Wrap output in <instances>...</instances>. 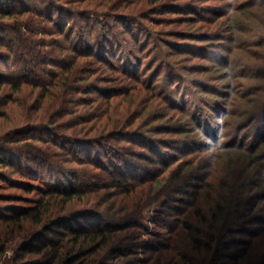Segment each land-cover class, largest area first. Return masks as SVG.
Wrapping results in <instances>:
<instances>
[{
	"label": "rangeland",
	"instance_id": "obj_1",
	"mask_svg": "<svg viewBox=\"0 0 264 264\" xmlns=\"http://www.w3.org/2000/svg\"><path fill=\"white\" fill-rule=\"evenodd\" d=\"M0 1L1 3H7L11 0ZM50 1L29 0L28 3L31 4L29 12L23 14L15 12L13 17L0 18L2 28H6L3 23L7 27L19 26V29H17L22 37L15 48V51L21 55L20 60L18 62H0V70L3 73L14 74L16 77L20 76L26 66H24V62L28 60L27 63H30V68L35 69L36 77H42L48 73V67L46 68L40 62L43 59L42 56L49 55L56 62L60 59V56L64 55L58 44L54 45L52 41L55 39V42L58 43L60 42L58 39L62 37L57 33L54 35L49 34L56 29L53 24H49L48 19L49 14H51L52 17L59 20L62 16L59 9L66 7L64 6L66 4L70 6V2L54 0L56 6L51 12V10L44 8ZM181 1H186L185 7L195 4L200 12L193 14L189 12L190 10L188 11V8L180 14L171 11L168 14L154 16L157 19L161 17L166 19L163 23L155 24V29L161 30V32L166 31L163 38L165 41L171 39L193 47L191 53L171 50L173 51L171 61L176 63L178 67L176 72L182 74L188 80L184 85L183 82H179L178 85L174 84L179 93L176 96L177 109L170 110L160 96L157 94L155 96L149 89L142 88L141 93H137V97L146 108L144 114L136 120L134 126L119 128L130 133L135 131V134L139 132L136 128L137 125L142 123L144 119L149 123V126L143 130L142 135L157 141L160 140L159 142L169 146V148L158 146L160 152L162 151L160 157L150 150L153 147L152 144L148 148L143 147L144 144L135 145L132 138L118 137L113 139L105 137V147L102 149L95 143H91L93 145L90 146L79 145V149L84 147L85 154H82V152L74 153L73 149L77 146L63 141L60 138L62 134L55 136L50 132H45L43 128L25 134L28 132L27 125L40 116V113H35L33 109L38 95V91L33 90L34 75L31 72L28 77L22 78L24 79V86L21 91L12 92L10 87L5 88L3 92L4 94H10L11 100H8L7 105L1 110L4 112V116L0 118V137L8 133L7 138L10 139L12 135H17L13 134L12 130L14 128L22 130L20 136L22 142L19 147L21 146L22 151H24V156H20L17 152L16 166L13 168L0 166V173H4L7 179L2 181V178H0V232L2 243L5 244V250L0 252V264H15L14 261L20 249L19 247L31 241L29 239L31 234L38 233L43 229L41 225L34 224L30 219L23 220V229H18L11 221L16 213L9 216V212H7L9 208H23V206L29 205L41 197L48 199L50 195H53L52 189L58 185L67 188L82 186V183L81 185L80 183L76 184L75 180L61 176L58 169L61 166L64 171L68 172L69 170L81 168L78 161L77 163L71 161L75 156L79 158L80 155L84 157L91 154L93 161L99 156L104 162L113 157L112 153L120 154L121 150L132 153L135 151L143 157L142 160L139 158L132 162L133 169H130V172L137 175L134 180H131V176L128 174L129 180L126 183H121L122 186L110 185L109 188L98 189L97 186L108 185L107 183L110 182L111 177L103 170H87L86 177H80L89 182L88 189H84L88 193L83 200L74 201L63 207L62 204H58V202H54L55 199H52L49 207L52 217H64L71 211H82V217L73 218L75 220L68 222V225H73L77 229H93L97 225L106 226L109 224V220L105 221V217L108 219L113 218L112 220L115 222L114 216L126 217L139 212L134 219L137 218V222L141 227L134 226L122 233V236L131 237L129 249L132 250H128V253L123 256H116L114 249L118 238L112 239L111 242L109 241L107 245L100 247L98 250L95 249L98 239L80 237L75 248L74 242L69 239L70 236H67L65 244L61 248V253L57 258H54L55 262L53 264H62V260L73 254L74 249L83 253L84 256H82L86 262L91 259V261L96 260V262L107 264H198L204 251H197L198 249L193 243L189 248H184L186 245L181 243L183 238L178 237L177 234L176 239L172 241L174 232H172L171 226L176 224L175 221L179 217L176 213L181 215V220L190 221L180 212L186 210V213H188L194 209L196 210L198 205L203 208L209 207L208 205L220 193L221 183L229 181L234 185L237 184L236 174L243 168L245 172H242L238 185L242 184L243 190L246 191L243 202L248 205L246 206L247 209L249 207L252 209L254 207V209L249 214V218L246 220L247 223H242L239 228L237 226L240 222L237 225L236 222L234 223V226L238 228V232L226 238L232 245L228 252L240 254L241 251L246 249V244L253 238L256 243L249 251L253 254L257 264L262 261L264 258V177L256 176L258 168L253 162L256 159V153L253 155L248 151L258 148V155L262 158V166L264 167V116H260L257 121L245 128H240L237 123L234 125L233 122L240 120L238 123L242 124L247 120V117L241 116V113H243V109L241 110L242 99L238 96V90L249 91L250 87H253V83L259 82L255 77L258 75V69L264 66V0ZM98 2L100 0H79L73 2V4L78 5L80 8L93 9L97 8ZM19 7V4L15 5V11ZM186 17H191L197 22H182L174 19H187ZM74 19L79 24H84L86 21L77 17ZM145 23L147 25L152 24L149 20H145ZM119 28L121 29V26ZM13 31L9 34L15 38L18 32L15 29ZM172 33H175L176 36ZM183 36H187L188 39L182 38ZM76 40V38L72 39V41ZM43 42H46L47 46L43 45ZM4 49L5 47H0V51L4 52ZM152 50L151 45L147 46L143 52V57L145 56L148 60H151L152 54L156 55L158 52L159 63L168 64L169 59L166 50L162 52L160 50L154 51L151 54ZM37 54L39 55L37 56ZM51 54L53 56H50ZM183 67L187 69L183 70ZM56 69L59 70L58 67ZM151 72L153 73V71ZM108 75L118 77L116 73L111 71L101 74L104 77L103 79ZM249 76L252 77L249 78ZM100 79L101 77L98 80ZM191 82L196 83V86ZM97 83V79L93 78L85 89L93 88ZM101 85H110L113 89H119L127 87L129 83L116 79L112 82H102ZM96 87V89H100L99 86ZM90 91L88 93L80 92L75 96L83 98L91 95L95 98L92 111L101 117V120L94 119L89 124L103 126L107 122V117L104 116L103 111L108 110L107 98L103 96L105 93L92 89ZM135 92L138 91H133V93ZM229 94H232V98H229ZM185 96L186 102H182L181 98ZM256 96L257 94L254 95L255 98ZM131 103L132 98L130 96L124 99L123 96H117L111 100V106L116 110L126 108ZM73 105L71 107H75ZM183 107L188 112H182ZM82 109L87 110L89 106H82ZM254 109L258 110L259 108ZM221 114L225 117L224 135L226 139L223 148L226 146L225 148L230 150H223L217 155L214 163H210L205 157L207 144H212L210 137L216 135L214 121ZM160 115L165 116L159 118ZM127 119L126 123H129L130 120L134 121V114L131 112ZM179 125L183 126L185 132H176ZM109 127L106 133H108ZM234 127H239V134L236 133ZM167 129L171 131L166 132ZM202 132L209 137L206 141L207 144L204 143L205 137L201 135ZM91 135L93 134L88 133L83 135L85 137L80 135L79 137L95 140L94 136ZM34 137L44 139V141H34L33 145H36L40 156L48 160L51 159L50 164L43 165L26 156L28 155L27 149H30L33 153L36 152L33 146L30 148L24 143L26 140L31 141V138L34 140ZM91 147L94 149L92 150ZM154 157H156L158 163L155 160L152 161ZM67 159L70 161L67 162ZM170 162L171 164H169ZM156 168L160 173L157 177H153L150 175L149 169ZM258 170L260 171V169ZM98 175L102 176L101 180L98 179ZM142 178L145 182L140 184ZM20 180L23 181L21 184L18 183ZM96 181H98V184L95 183ZM256 195L263 197L259 198ZM243 209L248 211L245 207ZM169 214L171 216H168ZM191 217L192 221L193 215ZM94 221H98V223L95 224ZM253 232L255 233L254 236H252ZM183 233L185 236L186 231H183ZM192 237L196 238V235ZM171 245L180 250L183 248L184 251L180 253L179 249L170 248ZM185 255L189 258H183ZM210 255L213 258V253ZM211 258L209 261H211ZM30 259L46 263L50 261L47 256L43 257L37 254L30 256ZM213 262L234 264L233 261L228 263L227 259L222 261L218 258ZM246 262L247 260L242 258L241 264H246Z\"/></svg>",
	"mask_w": 264,
	"mask_h": 264
},
{
	"label": "trees",
	"instance_id": "obj_2",
	"mask_svg": "<svg viewBox=\"0 0 264 264\" xmlns=\"http://www.w3.org/2000/svg\"><path fill=\"white\" fill-rule=\"evenodd\" d=\"M28 1L29 0H11L7 3H1L0 1V18L13 17L15 12L18 14L29 12L31 4H29ZM66 1L67 3L70 2V6H67L66 4L64 5L66 7H61L59 9L62 13L59 20L52 17L53 15L51 14H49L50 16L48 19L49 24H53V27L56 29L49 34L54 35L57 33V35L62 37L61 39H58L60 41H57L58 43L55 42V39L52 41L54 45L58 44L64 55L62 54L63 56H60V59L56 62L53 61L54 59L50 58L49 55H43V59L40 62L45 65L46 68L48 67V73L42 77H36L37 74L35 73V69L32 67V69L30 68V63H27L28 60L25 61L26 63L24 62V66H26L20 76L16 77L14 74L3 73L0 70V94L2 95H0V118L4 116V112L1 110L7 105V102H9L8 100H11L10 94H4L3 91H5V88L10 87L12 92L21 91L24 86V79L22 78L28 77L32 72L34 75V80L32 81L33 90L38 91L33 109L35 113H40V116L37 119L38 121L34 120L27 125L26 129L28 132L25 134H29L30 132H33V130H40V128H43L45 132H50L55 136H60V134H62L60 138H62L63 141L73 143L77 146L73 149L74 153L82 152V154H85L84 147L79 149V145L90 146L95 143L100 149H102L105 147V137L113 139L118 137L132 138L135 145L144 144L143 147L148 148L149 145L152 144L151 146L153 147H151L150 150L154 151V153L160 157L162 151L160 152L158 146H166L167 148H169V146L159 142L160 140L157 141L142 135V132H144L143 130L149 126V123L144 121V119L142 120V123L137 125L136 128L139 132L135 134V131L130 133L129 131H122L119 128H123L124 126L129 128L130 126H134L136 120L144 114L146 108L137 97V93L140 94L142 88L149 89L155 96L156 94L160 96L170 110L174 111L177 109L176 96L178 92L176 90V85H178L179 82H183L184 85L188 80L185 79L182 74L176 72L178 67L176 63L171 61L173 55L172 52L178 51L191 53L193 47L185 43L172 41L171 39H166L165 41L163 38L166 31L161 32V30L155 29V24L163 23L166 19L165 17H159L160 19H157L154 16L158 14V16L168 14L171 11L180 14L188 8V11L190 10L189 12L197 14L200 12V9H198L195 4L185 7L186 1L182 2L181 0H100L97 8L95 7L93 9H89L88 7L80 8L78 5L73 4V2L79 0ZM55 3L54 0H51L48 5L44 6V8L51 10L52 12L55 9ZM17 4H19L20 7L15 11L14 7ZM76 17L86 20L85 23L79 24V22L74 19ZM186 18L187 19H174L175 21L182 22H197V20L192 19L191 17ZM145 20L151 21L152 24L147 25ZM3 25H5L6 28H2V23H0V47H5V49L4 52L0 51V62H18L21 55L15 51V48L17 42L22 39L18 31L19 26L7 27L4 23ZM120 26L121 29L119 28ZM14 29L18 32L16 33L17 37L15 38L9 34V32H14ZM172 35L176 36L175 33H172ZM184 37L186 38L187 36H183L182 38ZM73 38H76L77 40L72 41ZM42 44L47 46L46 42H43ZM149 45L153 47L151 54L154 51L156 52L160 50L162 52L163 50H166V55L169 59L167 65L159 63L158 52L156 55L152 54L151 60H148L145 56L143 57V52ZM38 55L39 54H37V56ZM50 56H53V54ZM57 67L59 70L56 69ZM186 69L183 67V70ZM107 71L116 73L118 77L115 78L114 76L108 75V77L103 79L104 77H102L101 74H105ZM150 71H153V73H150ZM100 77L101 79L98 80ZM251 77L252 76H249V78ZM93 78L97 79L98 83L94 85L95 87L91 86L93 88L85 89ZM116 79L128 82L129 85L119 89H113L110 85H101L102 82H112ZM255 79L259 80V82L253 83V87H250L249 91L238 90V96L242 99L241 110L243 109V113H241V116L243 115L247 117V120L242 123L243 125L238 123L240 120L233 122L234 125L237 123L240 128H245L251 123L257 121L260 116H264V66L258 69V75ZM191 83L196 86V83ZM174 84H176V88L174 87ZM96 86H99L100 89H96ZM91 89L105 93L106 95L104 94L103 96L107 98L108 102V110H103L105 114L104 116L107 117V122L103 124V126L95 125L96 128L89 124L94 119L101 120V117L92 111L95 98L91 97V95H87V97L83 98L75 96L80 92H91ZM133 91L138 92L133 93ZM256 94L257 96L255 98L254 95ZM117 96H123V99L130 96L132 98V103L126 108H118L117 111L116 108L111 106V100ZM229 98H232V94H229ZM181 100L182 102H186V96L182 97ZM72 104H74L73 106L75 107H71ZM82 106H89V109H82ZM254 108L259 109L257 110ZM131 112L134 114L135 119L134 121L130 120L129 123H126L125 121L128 120L127 116ZM182 112L186 113L188 110L183 107ZM164 116L160 115L159 118H164ZM108 127L109 130L108 133H106ZM178 127L179 128H176V132H185L183 126L181 127L179 125ZM234 130H236L237 134L240 133L239 127H234ZM12 131L13 134L17 135H12V137L8 139V133H6L3 137H0V166L2 167L13 168L16 166L18 153L20 156H24V151H22L21 146L19 147V144L22 142L20 139L22 130L20 131L19 129L16 130L14 128ZM165 131L170 132L171 130L167 129ZM88 133L93 134L91 136H94L95 140L83 138L85 137L83 135H87ZM79 135L83 137L81 138ZM31 139V141L26 140L24 143L27 147L32 148L31 146H33L36 152L33 153L30 149H27L26 152L28 155L26 156L28 158L30 157L32 160H36L40 164H50L49 162L51 159L48 160L40 156L36 145H33L34 141H44V139L41 137H34V140L33 138ZM158 142L159 144H157ZM93 149L94 148H92V150ZM224 150L229 151L230 149L225 148ZM121 151L120 154H116V152L112 153L113 157L104 162L99 156L93 161L91 154L84 157H81L82 155H80L79 158L75 156L71 161L74 163H77L78 161L81 168L79 167L77 170H69L68 172L64 171V168L61 166L58 167V169L61 176L75 180L76 184L80 183L81 185L82 183V186L79 188L75 186L67 188L58 185L56 188L52 189L53 195H50L48 199L41 197L29 205L23 206V208L8 209L7 212H9V216L16 213L11 221L18 229H23L22 221L25 219H30L31 222L36 225H41L43 228L40 232H35L30 235V242H26L19 247L20 249L17 252V257L14 261L15 264H53L55 262L54 258H57L61 253V248L64 246L67 236H70L69 239L74 242L75 248L80 237L94 240L98 239L99 241L96 242L97 246L95 248L98 250L100 247L107 245L109 241L111 242L112 239L118 238L114 249V254L116 256H123L128 253V250H132L129 249L131 237L122 236V233L125 230H130V228L134 226L138 228L141 227L137 222V218L134 219L135 216H138L137 214L139 212L132 213L126 217L114 216V219L116 220L115 222H113V218L108 219L105 217V221L109 220V224L106 226L97 225V227H93V229H77L73 227V225H68V222L75 220L73 218L82 217V211H71L64 217H52L49 207L52 203V199H55L54 202L62 204L63 207L74 201L83 200L85 198L84 196L88 193L87 190L84 189H88L89 182L83 179L87 175V170H103L108 173L109 177H111L110 182L107 183L108 185H102L101 187L97 186L98 189L109 188L110 185L122 186L121 183L128 182V174L131 176L130 179L134 180L137 175L136 173L130 172V169H133L132 162L139 158L142 160L143 157L135 151L133 153L129 151ZM248 152L253 155L256 153V159H254L253 162L254 165L260 169V171L258 169L256 170V176L263 178L264 167L262 166V158L258 155V148L252 149L251 151L249 150ZM128 156L133 157L130 158ZM154 160L158 163L156 157H154L152 161ZM69 161L70 160L67 159V162ZM169 164H171V162ZM242 165L246 166L244 164ZM82 166L84 167L82 168ZM242 170L236 174V178L238 179V181H236L237 184L234 185L229 181L221 183L220 193L217 194L211 204L208 205L209 207L206 206L203 208L201 205H196L197 209L188 213H186V210H182L180 214H184V216L189 218L190 221L181 220V215L176 213L179 217L175 221L176 224L171 226L172 232H174L172 241L176 239L177 234L178 237L183 238L181 243L186 245L184 248H189L193 243L198 249L197 251H204L202 258H200L199 261L200 264H218L213 262L217 258L222 261L227 259L228 263L233 261L234 264H241V260L244 258V260H247L246 264H257L256 260L253 258V254L249 251L256 243L253 238L248 244H246V249L241 251L240 254L229 253L230 251L228 252V249L232 245L226 240L228 236L238 232L237 230L242 223H247L246 220L254 209V207L253 209L250 207L247 209L246 206L248 205L243 202L246 191L243 190V187L241 186L242 184L238 185L239 180H241L240 176H242V172H245L244 168ZM149 171L151 172L150 175L153 177H157L160 173L157 168L149 169ZM5 177L4 173H0L2 181L7 180ZM101 177L98 175V179L100 178L101 180ZM140 180V184L145 182L144 178ZM21 182L23 181H18L19 184H21ZM95 183L98 184V181ZM256 196L261 198L264 195ZM244 207L248 211H244ZM191 215H193L192 221ZM168 216H171V214ZM142 218L143 216L141 217V220ZM238 222H240V224L237 228L234 225H237ZM94 223L97 224L98 221H94ZM182 230L186 231L185 236ZM190 232H192V234H190ZM194 235H196V238L192 237ZM254 235L255 233L252 236ZM172 247L174 250L179 249L176 248V246L171 245L170 248ZM4 250L5 244L2 243V234L0 232V252H3ZM75 250L76 249L73 250V254L68 255L62 260V264H107L105 262H96V260L91 261V259L86 262L84 261L83 253H81L80 250L79 252ZM181 251H184V249L182 248L179 252L181 253ZM211 253H213V258H211ZM33 254L43 257L47 256L48 259L50 258V261H48V263L40 260L34 261L33 259H30V256ZM183 258L188 259L189 257L185 255ZM210 258L211 261H209ZM189 263L191 262L189 261ZM258 264H264V258Z\"/></svg>",
	"mask_w": 264,
	"mask_h": 264
},
{
	"label": "clouds",
	"instance_id": "obj_3",
	"mask_svg": "<svg viewBox=\"0 0 264 264\" xmlns=\"http://www.w3.org/2000/svg\"><path fill=\"white\" fill-rule=\"evenodd\" d=\"M224 126H225V117L223 114L220 116L216 117L214 121V127L216 129V135L215 137H210L212 144L208 145L206 143L207 139L209 137L205 133H201L205 137V142L207 144V150L205 153L206 159L210 163H214L217 155L224 150L223 145L225 143V135H224Z\"/></svg>",
	"mask_w": 264,
	"mask_h": 264
}]
</instances>
